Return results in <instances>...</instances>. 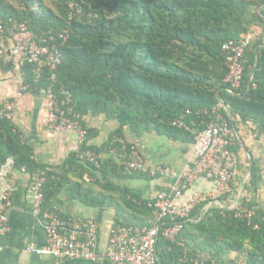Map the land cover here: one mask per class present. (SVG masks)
Returning <instances> with one entry per match:
<instances>
[{
  "label": "trees",
  "instance_id": "obj_1",
  "mask_svg": "<svg viewBox=\"0 0 264 264\" xmlns=\"http://www.w3.org/2000/svg\"><path fill=\"white\" fill-rule=\"evenodd\" d=\"M11 20L26 22L28 31L8 36L30 33V39L40 43L46 39L58 48L62 62L56 70L46 60L21 58L25 83L34 90L51 85L60 99L64 91L71 94L87 130L85 149L103 155L114 149L120 156L123 141L128 148L133 145L125 140L126 129L193 140L215 119V107L233 130L229 148L235 154L241 146L233 125L254 121L264 134V0H0V22L7 31ZM249 33L255 39L246 49L243 82L234 94L226 80L223 45ZM257 52L259 67L249 87ZM11 62L0 58V67L10 68ZM219 88L227 108L219 106ZM1 111L0 107V168L13 157L15 168L25 166L31 177L45 172L43 214L66 217L57 209L63 202L60 195L66 193L69 198L81 196L86 204L99 203L101 221L107 200L86 191L88 184L110 193L108 204L116 208L114 225H148L156 219L150 200H134L129 189L113 181L124 175L123 163L104 157L96 166L81 161L76 152L63 167L40 163ZM87 115L117 121L103 146L91 143L98 132L87 124ZM260 180L255 164L236 207L231 209L238 189L234 182L232 193L219 199L226 208L202 202L175 241L161 234L157 245L161 263L192 264V257L212 255L219 264H264V210L245 196L256 191ZM247 210L253 212L250 222L237 216Z\"/></svg>",
  "mask_w": 264,
  "mask_h": 264
},
{
  "label": "built area",
  "instance_id": "obj_2",
  "mask_svg": "<svg viewBox=\"0 0 264 264\" xmlns=\"http://www.w3.org/2000/svg\"><path fill=\"white\" fill-rule=\"evenodd\" d=\"M11 28L7 31L0 22V58L6 62L16 57L27 59L30 62L46 60L51 70H56L62 62V55L58 48L44 39L42 43L29 39L18 41L9 46L5 36L15 31L26 32V22L11 20ZM255 39L254 33L243 35L237 41H229L223 45L228 63L227 82L230 88L238 90L241 87L245 72V52ZM52 74V78H55ZM53 86L46 89L49 98L48 128L55 132L76 131L78 134L77 157L81 161L100 166L104 155L92 149H85L87 130L83 128L80 115L75 112L72 96L64 91L62 99L54 92ZM23 89H27L25 86ZM14 103L4 104L1 115L11 118ZM177 123V121L175 122ZM178 124H184L178 121ZM233 130L228 120L220 114L205 128L196 132L194 138V163L180 176L174 191L161 192L149 206L157 211L156 219L148 225L119 224L112 228L104 253L100 252L98 239L99 225L94 219L81 217L62 218L58 212L44 213V171L32 177L31 197L32 213L44 224L47 231L45 245L29 244L28 249L39 255L51 256L56 264H64L71 260L97 261L104 257L110 264H162L158 253V239L162 234L167 240L175 241L190 219L192 210L202 202H221L220 197L233 191L236 179V170L233 166L234 154L230 150ZM123 141V140H121ZM121 163L128 171L147 172L144 158L137 148L123 141V153L120 154ZM15 168V160L8 157L0 168V234L10 231L9 213L12 209L13 188L8 177ZM158 170L170 173L168 168L158 167ZM27 172V168L22 167ZM200 177L215 182L213 190L193 192L182 204H178L185 192L193 186ZM209 203V204H210ZM237 216L249 222L253 212L247 210L237 212ZM192 264H219L212 255L195 256L190 259Z\"/></svg>",
  "mask_w": 264,
  "mask_h": 264
},
{
  "label": "crops",
  "instance_id": "obj_3",
  "mask_svg": "<svg viewBox=\"0 0 264 264\" xmlns=\"http://www.w3.org/2000/svg\"><path fill=\"white\" fill-rule=\"evenodd\" d=\"M256 31L260 33L261 27H257ZM30 38H32L30 33H18L15 36L7 35V42L14 45L18 41L29 40ZM23 62L20 57H16L12 60L10 68L2 69L0 67V107L3 108L8 101L14 103L13 115L9 120L14 126V131L19 133L23 142L31 147L38 162L48 166L63 167L68 158L77 151L78 134L74 130L55 133L48 128L49 98L47 92L43 89H37L38 91L30 89V85L25 83L22 70ZM25 86L27 89H23ZM219 109L214 108L215 118L220 114L222 115ZM85 119L90 127L97 129L98 133L92 138L91 143L98 146H103L118 126L117 121L107 119L104 115H87ZM233 127L241 148L237 154L233 152V166L236 170L235 184L238 189L232 206L237 201L238 191L242 185L239 178L244 174L245 168H248L247 174H249L253 161V164H257L260 168L261 180L256 191L250 190L246 192L245 196L247 200H253L257 204V208L264 210V134H260V125L254 121L247 123L239 121V124L233 125ZM124 134L125 140L133 144L144 158L148 169V173L145 174L148 175L145 176L140 171H128L124 168V175L115 176L113 181L123 188L129 189L131 195H135L134 200L139 197L143 200L153 201L161 192L174 191L180 176L194 163V139L189 137L175 139L157 131L138 134L126 129ZM104 157H111L118 165L122 164L119 154L114 149L110 152H104ZM158 167L168 168L170 173L161 172ZM87 177L84 175V178L89 180ZM90 181L94 182L95 178L90 179ZM8 182L13 188V204L9 213L11 229L6 234H0V264H56L51 256L39 255L28 249L29 244L42 246L47 242V231L44 224L32 213L30 190L32 177L30 173L22 171V167L14 168L8 177ZM215 186L214 181L200 177L191 189L185 192L178 204H182L193 192L210 191ZM93 187V185L87 184L85 189L97 198L103 197V201L106 199L107 201L102 203L106 208L105 210H111L112 214L115 215L116 208L108 204L110 193L107 190L104 192L101 187ZM60 198L63 202L57 209L66 216L62 218L81 217L96 220L99 225L98 239L101 247V221L97 218L100 213L99 203L96 202V205L86 204L81 196L69 198L66 193H62ZM213 203L223 208L227 206L224 202L215 201L210 204ZM114 226L116 225H114L113 220L111 230ZM104 251L105 249H100L101 253ZM64 264L110 263L102 257L97 261L71 260Z\"/></svg>",
  "mask_w": 264,
  "mask_h": 264
},
{
  "label": "rangeland",
  "instance_id": "obj_4",
  "mask_svg": "<svg viewBox=\"0 0 264 264\" xmlns=\"http://www.w3.org/2000/svg\"><path fill=\"white\" fill-rule=\"evenodd\" d=\"M248 172V170H247ZM246 173H244L243 175L240 176L239 181L243 182V180L246 178V176L248 175ZM249 178V175L247 177V180ZM98 186H94L93 188H96ZM243 194V191H242ZM113 220H114V215L112 214L111 210H105L103 212L102 215V219H101V230H100V236H101V250L105 249V246L107 244L108 238H109V233L111 230V226L113 225Z\"/></svg>",
  "mask_w": 264,
  "mask_h": 264
},
{
  "label": "water",
  "instance_id": "obj_5",
  "mask_svg": "<svg viewBox=\"0 0 264 264\" xmlns=\"http://www.w3.org/2000/svg\"><path fill=\"white\" fill-rule=\"evenodd\" d=\"M258 48H259V46L257 47V50H258ZM258 58H259V56H258V52H257L256 64H255V66H254V68H253V70H252V74H251V78H250L249 87L252 85V82H253V80H254L255 73H256V71H257V69H258V67H259V61H258ZM221 90H222V88H219V91H218L219 104H220V106H222V107H226V108H227L226 102L224 101V99H223V97H222V95H221ZM229 91L232 92V93H234V94H238V92H236V90H233V89H231V88H229ZM253 168H254V164H253V161H252V164H251V166H250L249 174H248V175H250V174L252 173ZM248 175H247L246 178L243 180L242 185H241V188H240V190L238 191L237 201L235 202L234 206L231 207V209L237 206V204H238V202H239L238 200L240 199L241 192L243 191V188H244V185H245V183H246V181H247L246 179H247ZM209 205H211V204H209ZM209 205H208V206H209ZM221 207H222V206H221Z\"/></svg>",
  "mask_w": 264,
  "mask_h": 264
}]
</instances>
